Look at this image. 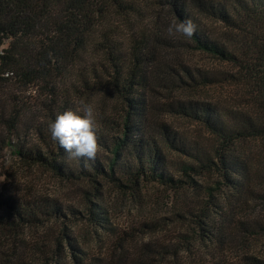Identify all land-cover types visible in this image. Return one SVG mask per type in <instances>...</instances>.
<instances>
[{
    "label": "rangeland",
    "instance_id": "1",
    "mask_svg": "<svg viewBox=\"0 0 264 264\" xmlns=\"http://www.w3.org/2000/svg\"><path fill=\"white\" fill-rule=\"evenodd\" d=\"M131 2L137 7L131 15L138 25L120 28L117 41L132 43L133 32L140 37L146 31L149 57L160 65L152 68L150 86L142 92L149 109L146 121L154 127L166 125L182 148L160 147L168 172L187 180L181 168L192 164L200 170L206 156L223 170L233 164L245 172L232 173V184L218 167H204L202 173L191 172L193 186L175 189L146 177L133 185L125 178L127 170L121 173L120 159L116 176L121 181L101 175L93 180L67 178L21 158L17 137L0 125V215L12 214L6 200H41L49 204L50 213L15 229L0 227V255L36 264H72V252L91 264H264V27L231 29L191 7L206 33L235 55L221 57L197 49L180 34L168 36L167 26L175 18L162 4L166 0ZM159 69L164 79L153 77ZM6 84L3 96L18 99L19 108L42 113L50 100L44 83L25 86L10 79ZM56 87L60 93L55 108L68 101L65 111L76 110L86 101L95 106L97 125L121 121L122 101L111 90L87 89L76 76L65 75L57 76ZM202 107L224 128L242 131L243 121L249 120L262 134H242L224 149L222 138L196 114L203 113ZM28 140L38 142L35 135ZM108 153L100 147L98 159L104 161ZM54 205L61 208L58 215L50 211Z\"/></svg>",
    "mask_w": 264,
    "mask_h": 264
},
{
    "label": "trees",
    "instance_id": "2",
    "mask_svg": "<svg viewBox=\"0 0 264 264\" xmlns=\"http://www.w3.org/2000/svg\"><path fill=\"white\" fill-rule=\"evenodd\" d=\"M162 4L177 22L193 20L197 31L191 39L197 49L221 57L235 55L206 33L193 8L222 21L231 29L244 30L257 24L264 27V0H166ZM136 10L131 0H0V125L17 137L16 152L21 158L47 165L67 178L92 179L101 175L121 181V177L116 176L120 168L121 173L127 170L125 178L130 179L133 185L146 177L177 189L185 184H196L192 171L199 174L204 172V167L210 170L218 167L224 172L222 175L227 182L232 184V173L243 175L245 171L238 170L233 164L223 170L208 156L200 170L192 164L181 168L187 180L168 172L167 159L160 147L171 144L177 150L182 148L175 145L177 136L171 134L166 125L156 122L154 127L146 121L149 109L142 92L143 88L150 86L152 68L157 69L160 65L149 57L150 42L145 37L146 31H141L140 37L133 32L135 40L132 43L117 41L120 28L129 26L133 29L138 25L131 15ZM261 66L264 78V51ZM64 75L76 76L87 89L111 90L122 101L120 122L108 120L97 125L98 143L109 152L104 161H100L98 156L94 161L83 158L70 160L59 143L51 138L49 123L65 111L68 103L64 101L65 106L55 108L56 96L60 93L56 87L57 76ZM162 76L161 69L153 73V77L164 79ZM10 79H17L25 86L44 83L50 100L43 104L42 113L29 111L25 106L19 108L16 104L18 99L6 94L3 96ZM199 109L203 113L196 114L222 138L224 149L242 134L245 137L262 134L249 120L243 121L242 131H231L218 124V118L213 121L208 108ZM27 113L31 115L28 119L25 118ZM29 135H35L38 142L29 141ZM2 138L5 141L6 136ZM215 154L220 161H225L221 152L216 150ZM120 159L122 162L117 168ZM5 202L12 214L0 215V227L15 229L26 222L36 221L39 215L49 217L50 214L49 204H42L41 200L36 203ZM50 211L58 215L61 208L54 205ZM92 213L98 211L93 210ZM65 236L73 250H77L71 237ZM59 245L61 241L57 240L58 248ZM71 254L75 261L72 264H91L88 258ZM61 262L55 260L56 264ZM62 263L68 264L66 261ZM0 264L36 263L22 258L13 261L6 255H0Z\"/></svg>",
    "mask_w": 264,
    "mask_h": 264
},
{
    "label": "clouds",
    "instance_id": "3",
    "mask_svg": "<svg viewBox=\"0 0 264 264\" xmlns=\"http://www.w3.org/2000/svg\"><path fill=\"white\" fill-rule=\"evenodd\" d=\"M169 37L180 34L191 39L195 36L197 26L192 19L171 21L167 26ZM51 138L68 154V159H85L94 161L100 145L97 136L96 109L93 103L81 101L76 110H66L49 123Z\"/></svg>",
    "mask_w": 264,
    "mask_h": 264
}]
</instances>
